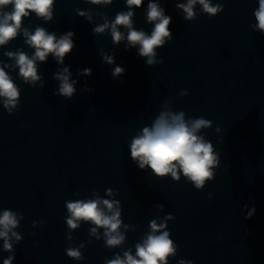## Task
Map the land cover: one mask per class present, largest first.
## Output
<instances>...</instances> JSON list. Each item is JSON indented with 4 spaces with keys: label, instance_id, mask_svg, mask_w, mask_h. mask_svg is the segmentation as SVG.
<instances>
[{
    "label": "clouds",
    "instance_id": "clouds-1",
    "mask_svg": "<svg viewBox=\"0 0 264 264\" xmlns=\"http://www.w3.org/2000/svg\"><path fill=\"white\" fill-rule=\"evenodd\" d=\"M89 3L97 6H107L113 3V0H88ZM54 0H0V46L8 44L18 36H23L24 42L33 48L34 53L29 56L23 50L15 52H5L4 55L15 61L14 67L19 69V77L25 84L32 87L36 86L38 81H42V76L38 75L37 62L46 63L51 55L58 65H63L67 55L71 54L76 47L73 37V31H67L59 37L55 32H50L46 28L37 26L34 31L24 27L25 18H30L33 14L45 22L54 19L53 16ZM144 0H125L128 11H119L115 18L109 21L105 17L103 24L97 25L93 29L94 34H104L109 31L113 45H119L122 41H127L125 50L136 48L138 56L146 58V65L162 64L163 60L157 61L158 48H163L173 39L169 30L172 23V17L165 15V9L161 7L156 0H149L147 3L146 21L152 25L150 34L143 30H137L134 25L133 9L140 8ZM199 4L209 18L224 10L221 3L212 5L210 0H187V3H177L176 8L182 9L185 13L183 19L193 20L196 17L195 6ZM258 8L254 11L256 24L254 28L264 35V0H258ZM78 15L91 21L90 11L76 10ZM121 28L125 31H121ZM167 38V39H166ZM103 61L108 64H114L115 58L109 55H103ZM11 67L4 64L0 67V98L3 99L5 110L11 114L12 109L19 103L20 89L13 78L5 71V68ZM124 69L117 65L112 70V76L115 78L124 73ZM91 68H85L83 75H91ZM54 78L60 82L58 90L54 95L71 99L76 93V80L71 79L69 67L54 74ZM40 87L44 85L41 82ZM85 91H92L86 87ZM182 96L188 93L182 91ZM213 121L203 117L185 119V112H173L171 110L162 111L153 120L151 126H145L141 132L132 138L130 149V158L140 170L146 167L151 169L152 173L158 177L171 175L175 181L180 180V174L192 182L197 190H203L205 180L215 179L213 169L220 167V153L214 150L213 143L201 135L202 129L212 128ZM216 132L220 128L215 129ZM108 195H112V189H108ZM212 194L209 193V198ZM119 201H110L108 199H88L66 202V208L69 216L66 223L70 229H76L80 225L78 221H90L95 227L91 228V234H96L99 228H103L106 237L105 245L113 248L121 245L125 241L124 234L120 231L122 221L120 219L121 210L117 205ZM163 208V205H157ZM248 206L245 205V208ZM255 214L253 207L245 217L251 219ZM23 216H21V219ZM168 218H174L169 214ZM19 224L17 214L5 210L0 214V239L4 240V251H12L9 233L17 241L22 237L17 234L15 229ZM127 225L124 228L127 229ZM151 231L143 239L142 243L135 245V255L131 250L125 251L123 257L119 254L115 259L106 261V264H168V257L174 256L176 249L173 241L169 238V231L163 230L167 227L166 223L158 224L156 220L149 223ZM67 255L71 258L82 259L78 249H68ZM14 256H9L3 261V264H12ZM177 264H192L191 261L179 260Z\"/></svg>",
    "mask_w": 264,
    "mask_h": 264
}]
</instances>
